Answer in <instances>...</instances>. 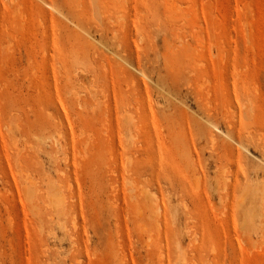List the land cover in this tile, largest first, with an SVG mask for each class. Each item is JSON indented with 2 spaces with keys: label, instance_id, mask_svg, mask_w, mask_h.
Returning a JSON list of instances; mask_svg holds the SVG:
<instances>
[{
  "label": "rangeland",
  "instance_id": "374dc122",
  "mask_svg": "<svg viewBox=\"0 0 264 264\" xmlns=\"http://www.w3.org/2000/svg\"><path fill=\"white\" fill-rule=\"evenodd\" d=\"M0 264H264V0H0Z\"/></svg>",
  "mask_w": 264,
  "mask_h": 264
},
{
  "label": "bare ground",
  "instance_id": "6f19581e",
  "mask_svg": "<svg viewBox=\"0 0 264 264\" xmlns=\"http://www.w3.org/2000/svg\"><path fill=\"white\" fill-rule=\"evenodd\" d=\"M40 1V0H39ZM42 2V1H41ZM43 3V2H42ZM44 5H46L47 7H50L51 8V10H53V7L51 6V4L50 3H47V2H45V4ZM49 8V9H50ZM54 11V10H53ZM115 36V35H114ZM116 38V37H115ZM141 75H143V74H141ZM145 78V77H144ZM208 106V105H207ZM149 109V108H148ZM149 111V110H148ZM211 114V113H210ZM131 121V120H130ZM211 138L213 139V140H215L214 138H215V136L213 135V134H211ZM212 139H210V140H212ZM230 141V140H229ZM212 144H213V141H212ZM212 144H211V146H212ZM237 144V143H236ZM241 147V146H240ZM213 148V147H212ZM236 150V149H235ZM158 154V153H157ZM236 157L238 158V161L241 163L242 162V158H243V153L241 152V150L239 149H237L236 150ZM236 160V159H235ZM181 161H182V159H181ZM180 163H182V162H180ZM196 169V168H195ZM226 170V169H225ZM225 174V173H224ZM251 178H252V176H251ZM253 179V178H252ZM224 181V180H223ZM241 183V182H240ZM246 183V187H245V189H243L244 191H246V189L248 190V187H247V185L248 186H251V185H249L248 184V182H245ZM251 188V187H250ZM27 190V189H26ZM195 190H196V187H195ZM257 191V190H256ZM258 193V192H257ZM152 195V194H151ZM208 195V194H207ZM262 196V195H261ZM168 197V196H167ZM221 197V196H220ZM254 197V196H253ZM252 197V198H253ZM255 198V197H254ZM256 198H258V197H256ZM238 199V198H237ZM146 200V199H145ZM243 200V199H242ZM241 200V201H242ZM257 200V199H256ZM28 201V200H27ZM52 203H53V201H52ZM244 203V202H243ZM162 204V203H161ZM61 206V205H60ZM184 206V205H183ZM176 207V206H175ZM34 208V207H33ZM154 208V207H153ZM156 215V214H155ZM174 219V218H173ZM175 222V221H174ZM173 222V223H174ZM172 223V224H173ZM146 230V229H145ZM149 243V242H148Z\"/></svg>",
  "mask_w": 264,
  "mask_h": 264
}]
</instances>
